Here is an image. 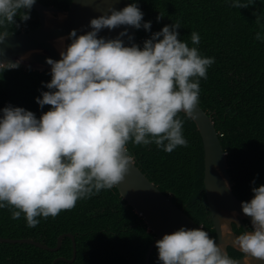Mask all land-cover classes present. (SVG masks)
Returning a JSON list of instances; mask_svg holds the SVG:
<instances>
[{
  "label": "clouds",
  "instance_id": "clouds-1",
  "mask_svg": "<svg viewBox=\"0 0 264 264\" xmlns=\"http://www.w3.org/2000/svg\"><path fill=\"white\" fill-rule=\"evenodd\" d=\"M35 3L0 0V29L19 27L17 16L21 22L29 20ZM252 3L232 0L231 7L247 8ZM142 21V11L131 3L119 11L110 6L91 19L92 30L86 34L77 36L72 30L61 59L46 60L52 78L45 87L50 91L42 92L36 102L41 108L51 106L50 110L39 119L21 107L2 110L0 208H9L12 219L23 213L27 226L34 228L37 217H56L73 209L78 200L117 186L132 160L129 141L155 143L167 153L188 146L183 121L177 117L180 112L189 117L195 113L200 97L195 78H207L214 58L202 57L196 47L178 39V21L154 33L142 49L125 46L119 37L98 38L102 29L121 25L150 30L151 22ZM124 35L126 31L119 34ZM6 37L7 31H0V43ZM256 39H262L259 32ZM191 42L200 43L197 32L191 33ZM19 63L0 62V72L17 69ZM252 191L254 197L241 202V207L252 218L253 231L236 236L232 244L246 259L264 261V185ZM232 222L222 218L221 226L227 231ZM156 247L162 264H238L202 228L181 227L165 234Z\"/></svg>",
  "mask_w": 264,
  "mask_h": 264
},
{
  "label": "trees",
  "instance_id": "trees-1",
  "mask_svg": "<svg viewBox=\"0 0 264 264\" xmlns=\"http://www.w3.org/2000/svg\"><path fill=\"white\" fill-rule=\"evenodd\" d=\"M45 5L68 9L72 0H38ZM247 2V0H242ZM143 13L151 29H137L139 46L177 21L178 39L196 47L202 57L214 58L207 78L200 82L199 104L211 114L227 155L234 194L244 202L254 197L252 189L264 185V0H253L247 8L231 7L232 0H131ZM162 17L158 20V17ZM257 16L260 23H256ZM8 25V34L39 27L38 12L31 8L30 19ZM197 32L200 43L191 42ZM262 39H256V33ZM163 37H160L162 39ZM51 71L18 67L0 72V116L5 107H21L39 119L51 106L41 108L36 99L50 91ZM182 133L188 146H177L171 153L155 143L127 144L128 154L137 166L212 238L217 234L209 211L205 190L204 145L193 119L184 112ZM167 143V142H165ZM255 181V183H253ZM34 228L27 226L24 214L12 219L9 208H0V236L31 238L56 247L58 238L72 233L77 244L73 262V240L63 238L58 251L30 243L0 241V264H146V254L156 239L143 217L121 196L118 188L102 189L80 199L69 211L56 217H37ZM234 230L243 233L242 227ZM236 258L242 253L229 247ZM150 264H162L155 247Z\"/></svg>",
  "mask_w": 264,
  "mask_h": 264
},
{
  "label": "water",
  "instance_id": "water-1",
  "mask_svg": "<svg viewBox=\"0 0 264 264\" xmlns=\"http://www.w3.org/2000/svg\"><path fill=\"white\" fill-rule=\"evenodd\" d=\"M129 4H131V0H72L70 7L63 9L53 5H45L36 0L32 8L39 14V27L29 31H21L17 34H8V37L0 43V51L4 53L0 55V62L16 63L20 61L19 67L51 71V65L46 60L48 58L54 61L61 59L60 52L66 50L71 43L68 37L72 30H76L77 36L86 34L92 30L90 27L91 19L105 14L110 6L119 11ZM108 14L110 15V13ZM125 31L126 35L120 37L119 34ZM61 37L64 38L63 41L60 40ZM101 37L106 40L119 37L125 46L130 47L133 44L139 46L137 29L129 25H121L112 30L102 29L98 33V38ZM191 118L201 134L204 145V183L209 211L217 234L215 241L218 245H223L224 251L230 258L238 261V264H264V261L255 258L248 257L246 259L245 254L232 244V240L242 234L234 230V225L242 227L244 232L253 231L252 218L243 213L241 202L244 201L234 194L233 181L228 170L227 155L213 117L198 104ZM116 187L128 204L143 217L149 229L156 234V239L147 251L146 264H150V256L156 247V242L162 239L165 234H172L181 227L189 230L199 228L205 230L169 196L165 195L137 166L133 158L124 180ZM222 218L233 220L227 226V231L221 226ZM65 236H70L73 240V258L69 260V262H73L77 256V244L72 233L60 235L56 247H50L31 238L0 236V241L30 243L44 249L58 251ZM229 247L242 253V256L232 257L229 254Z\"/></svg>",
  "mask_w": 264,
  "mask_h": 264
},
{
  "label": "built area",
  "instance_id": "built-area-1",
  "mask_svg": "<svg viewBox=\"0 0 264 264\" xmlns=\"http://www.w3.org/2000/svg\"><path fill=\"white\" fill-rule=\"evenodd\" d=\"M203 228H204V226L203 225H201Z\"/></svg>",
  "mask_w": 264,
  "mask_h": 264
}]
</instances>
